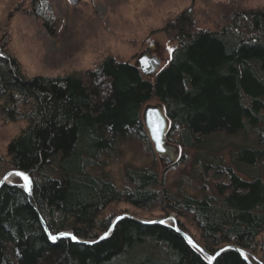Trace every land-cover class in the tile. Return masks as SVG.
Instances as JSON below:
<instances>
[{
  "label": "trees",
  "instance_id": "1",
  "mask_svg": "<svg viewBox=\"0 0 264 264\" xmlns=\"http://www.w3.org/2000/svg\"><path fill=\"white\" fill-rule=\"evenodd\" d=\"M29 2L54 33L50 1ZM201 12L208 18L211 12L214 27L198 26ZM159 29L173 34L177 44L153 78L113 54L82 72L25 78L8 40L0 41L1 121H27L0 154V170L20 169L29 179L28 192L11 183L0 187V264H247L232 249L208 261L171 226L129 217L93 244L68 237L52 241L35 210L52 233L69 229L95 238L115 214L103 211L121 201L145 212L159 208V217L173 212L185 231L182 218L190 221L199 239L188 232L211 253L227 243L253 252L260 245L264 182L243 178L218 159L201 155L188 175L171 180L166 171L185 162L184 152L162 173L131 165L122 187L88 170L115 156L126 139L141 141L154 154L141 117L142 106L154 97L170 119L167 139L184 149L203 146L212 133L249 131L258 124L264 130V4L217 0L203 11L188 4ZM259 139L264 142V134ZM232 154L234 162L253 163L264 157V148ZM192 179L201 184L192 186Z\"/></svg>",
  "mask_w": 264,
  "mask_h": 264
},
{
  "label": "rangeland",
  "instance_id": "2",
  "mask_svg": "<svg viewBox=\"0 0 264 264\" xmlns=\"http://www.w3.org/2000/svg\"><path fill=\"white\" fill-rule=\"evenodd\" d=\"M49 1L56 25L54 33L46 29L43 20L32 12L29 0H0V41L8 40L11 52L21 63L25 78L82 72L96 67L110 54L135 64L138 55L149 45L154 46L152 53L160 61V70L169 62L171 50L177 44V38H174L173 34L168 36L165 31L159 29L163 20L179 12L184 5L192 4L194 9L203 11L217 0ZM262 4L264 0H244L246 7ZM211 9L213 10L212 7ZM203 15L204 12H201L198 16V26L214 27L215 20L211 12L209 18ZM157 101L154 97L146 103ZM26 124L27 121L23 118L8 123H3L0 118V154H6L9 140ZM260 134H264V130L261 124H258L249 131L212 133L204 139L203 146L184 149L178 144L180 153H185V162L168 169L166 174L170 180L178 179L184 173L188 175L193 169V160L198 157L203 161L201 155H205L230 165L243 178H260L264 182V157L253 163L237 160L234 162L232 157L233 151L245 147L264 148V142L259 139ZM131 165L151 166L160 173L164 170L155 152L152 155L146 151L144 144L136 139L124 140L115 156H104L100 164L88 170L94 174L108 176L117 186L122 187L128 184L126 170ZM2 172L3 170H0V174ZM15 181H19V178ZM190 183L197 187L201 181L192 179ZM211 184L209 177L206 189H211ZM125 212L143 218L162 215L159 208L145 212L122 201L112 203L102 215L115 213L116 216ZM168 214L176 217L173 212ZM182 220L188 231L199 239V233L193 224L184 218ZM258 241L260 245L254 252L248 250L250 259L255 264H264V231L258 235Z\"/></svg>",
  "mask_w": 264,
  "mask_h": 264
},
{
  "label": "water",
  "instance_id": "3",
  "mask_svg": "<svg viewBox=\"0 0 264 264\" xmlns=\"http://www.w3.org/2000/svg\"><path fill=\"white\" fill-rule=\"evenodd\" d=\"M153 50L154 46L149 45L142 53L138 55L135 63L139 67L141 72L150 78L154 77L158 73L160 63L159 59L155 55H153ZM141 117L149 139L152 143L153 150L159 159L161 167L165 168L175 163L180 157V150L178 144L171 142L167 139V132L170 126V119L166 113L164 104L160 100H158L156 103H145L141 109ZM19 173H23L24 176H26V174L22 170L16 168H10L3 171L0 174V187L5 183H11L22 187L26 192H28L29 179L25 180L24 176L19 175ZM13 175H16L19 178V181L12 180L11 177ZM35 210L44 231L52 241L58 238L68 237L75 242L83 244H93L108 237L111 234L115 224L121 218L129 217L143 224L158 223L171 226L190 246L195 248L208 261H214V259L219 256L222 252L232 249L237 251L241 255V257L247 262V264H255L252 259H250V256L247 254L248 250L243 246H240L235 243H227L215 250L213 253L209 252L206 248L197 243V241L194 239V237H192L190 233L180 227L177 218L172 214L150 219L137 217L128 212L120 213L112 218L108 228L102 231L97 237L83 238L77 236L75 233H73V231L69 229L52 233L49 230L46 221L44 220L41 213L38 211L37 208H35Z\"/></svg>",
  "mask_w": 264,
  "mask_h": 264
},
{
  "label": "bare ground",
  "instance_id": "4",
  "mask_svg": "<svg viewBox=\"0 0 264 264\" xmlns=\"http://www.w3.org/2000/svg\"><path fill=\"white\" fill-rule=\"evenodd\" d=\"M11 178H12V180L15 181V180H17L18 177L16 175H13ZM247 254L250 256V252L249 251H247Z\"/></svg>",
  "mask_w": 264,
  "mask_h": 264
},
{
  "label": "snow or ice",
  "instance_id": "5",
  "mask_svg": "<svg viewBox=\"0 0 264 264\" xmlns=\"http://www.w3.org/2000/svg\"><path fill=\"white\" fill-rule=\"evenodd\" d=\"M19 175H22V176H24V174L23 173H19ZM24 179L25 180H27L28 178H27V176H24Z\"/></svg>",
  "mask_w": 264,
  "mask_h": 264
}]
</instances>
